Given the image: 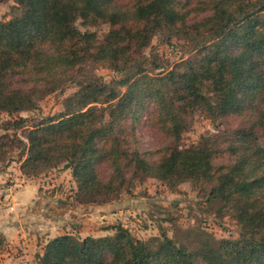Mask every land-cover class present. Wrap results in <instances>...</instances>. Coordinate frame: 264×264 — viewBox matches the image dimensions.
<instances>
[{
	"label": "trees",
	"instance_id": "obj_1",
	"mask_svg": "<svg viewBox=\"0 0 264 264\" xmlns=\"http://www.w3.org/2000/svg\"><path fill=\"white\" fill-rule=\"evenodd\" d=\"M14 1L13 17L0 22V114L35 111L40 99L61 88L67 73L87 61L97 68L135 71L111 84L92 76L65 100L64 112L33 125L23 118L0 121V129L15 131L13 138L0 136V162L19 142L24 149L18 162L26 177L64 164L82 205L115 202L149 178L173 188L210 184L209 199L233 210L241 228L237 240H212L196 249L165 235L140 241L120 225L100 238L66 234L47 243L38 264H264V148L254 127L229 136L226 151L233 161L221 167L214 162L223 151L208 139L192 149L172 147L159 162L135 145L136 124L148 104L157 110L158 128L178 142L196 111L215 124L243 114L262 96L264 0H214L209 15L194 23L176 0ZM79 19L107 21L111 29L104 42L95 44V35H83L75 27ZM158 32L169 36L168 43L173 37L183 40L191 56L156 74L162 67L140 51ZM104 106L110 112L103 126ZM128 121L130 129L124 126ZM18 130H28L26 144ZM106 162L113 174L104 183L99 167ZM8 251L0 234V257Z\"/></svg>",
	"mask_w": 264,
	"mask_h": 264
},
{
	"label": "rangeland",
	"instance_id": "obj_2",
	"mask_svg": "<svg viewBox=\"0 0 264 264\" xmlns=\"http://www.w3.org/2000/svg\"><path fill=\"white\" fill-rule=\"evenodd\" d=\"M213 1L176 0L179 11L182 14H188L191 23L208 16L210 3ZM15 6L14 0L0 2V22L8 21L13 17ZM75 27L83 35H95V44L104 42L111 29V25L107 21L100 20L97 24H87L79 19L75 23ZM168 37L163 32L155 33L148 42L149 44L140 51L145 58L153 57L157 61V65L162 67L155 72L156 74L172 71L177 63L191 56L188 52L189 45L183 40L173 37L171 43H168ZM134 71V68L130 66L124 67L121 71L97 68L91 61H87L86 64L67 73L61 88L40 99L35 111L17 113L12 116L2 113L0 121L6 123L23 118L31 120L30 124L33 125L36 121L64 112L65 100L74 97L78 93L80 85L91 79L92 76L101 79L103 84H111L120 82ZM121 90L124 91V88ZM100 109V124L104 126L107 124L110 111L107 106L100 107ZM104 109L105 116H102ZM156 117L155 106L148 104L136 124L135 130V145L140 153L144 155L151 153L152 156L148 159L152 162L162 161L172 147L178 146L182 150L192 149V147H197L201 141L208 139L212 141L214 148L223 151L214 165L216 167L229 165L233 161V157L226 151L230 146L229 136L239 129H250L251 127L256 129L258 143L264 148V93L253 104L248 103L243 114L230 115L215 124L205 120L201 112L196 111L193 116H189L186 124L187 130L183 132L178 142L166 136L158 128ZM125 124V128L130 129L131 121ZM27 131L18 130L16 132L18 138L25 144L27 143ZM6 134L13 138L15 131L6 132L4 129H0V136ZM129 139L131 142V138ZM19 144L16 142L15 146L8 150L9 154L6 155V159L0 162L1 175L8 169L17 170L18 155L24 149V145ZM99 174L104 183L110 181L113 174L110 163L106 162L101 165ZM31 179L39 185L40 191L37 202L27 210L28 213L36 215L35 218H31L33 225H31L32 231L29 232L31 236L39 234L37 236L40 246L42 239L45 240L47 236H55L63 232L74 234L76 238L80 239L104 237L100 236V230L104 232L105 236H111L114 234L112 228L119 225L140 241L165 235L192 249L202 247L212 240L218 242L240 238L241 228L237 223L235 212L224 207L220 200L211 201L209 199V191L212 188L210 184L202 183L195 186L193 183L187 182L173 188L155 178L139 180L131 187L129 194L123 192L119 200L103 205L108 209L102 212L100 217L103 216L102 214L109 217L115 216L110 219L97 220L99 229L95 231V237H92L91 232H85L89 226L85 227L86 225L83 223L88 217L85 214L90 212L89 209L103 206L78 203L74 196L76 184L72 179L71 171L64 169V164L38 176H32ZM125 179L130 180L131 174L125 175ZM40 226H46L48 232L43 234L44 230H38ZM81 231L82 235H80ZM86 235L90 236L86 237ZM37 255L40 254L33 249L28 259L20 262L14 261L11 264H38Z\"/></svg>",
	"mask_w": 264,
	"mask_h": 264
},
{
	"label": "crops",
	"instance_id": "obj_3",
	"mask_svg": "<svg viewBox=\"0 0 264 264\" xmlns=\"http://www.w3.org/2000/svg\"><path fill=\"white\" fill-rule=\"evenodd\" d=\"M8 171H10V169H8ZM13 171L18 176L22 178L24 177V184L18 189L12 202L5 200L0 201V234L5 237L4 239H6L9 250L6 255L0 257V264H11L14 261L20 262L22 260H26L31 256L33 249L36 250L37 253L42 254L43 247L47 244L48 240L50 241L57 236L67 234L63 232L58 233L55 236H47V239H42L40 241L41 246L39 245V238L37 236L39 234L31 236L29 232L32 231L31 225H33L31 218H35L36 215L34 216L32 213H28L27 210H29L35 202H37L40 188L38 184L34 183V180L23 175L21 172V163H19L17 170L15 169ZM12 205L15 207L14 212L10 211ZM107 209L108 208L106 206L89 209L90 212L85 214V216L88 217H86L87 219L83 221L86 225L85 227L89 225L88 228L85 229V232H91L90 235L93 237L95 235V231L99 229V223H97V220H105L106 218L110 219L115 216L113 215L112 217H109L102 214L103 216L100 217L101 213L105 212ZM36 227H34L35 230H37ZM38 230H44L43 234L48 232L46 226H40ZM100 234V236H105L104 232L101 230ZM80 235H82V231L80 232ZM90 235H86V237H89Z\"/></svg>",
	"mask_w": 264,
	"mask_h": 264
},
{
	"label": "built area",
	"instance_id": "obj_4",
	"mask_svg": "<svg viewBox=\"0 0 264 264\" xmlns=\"http://www.w3.org/2000/svg\"><path fill=\"white\" fill-rule=\"evenodd\" d=\"M23 184L24 179L11 170L2 174L0 176V201L12 202L16 192ZM14 208L12 205L10 211L14 212Z\"/></svg>",
	"mask_w": 264,
	"mask_h": 264
}]
</instances>
